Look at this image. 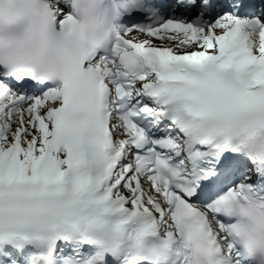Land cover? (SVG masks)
<instances>
[{
  "label": "snow or ice",
  "instance_id": "obj_1",
  "mask_svg": "<svg viewBox=\"0 0 264 264\" xmlns=\"http://www.w3.org/2000/svg\"><path fill=\"white\" fill-rule=\"evenodd\" d=\"M0 264H264V0H0Z\"/></svg>",
  "mask_w": 264,
  "mask_h": 264
}]
</instances>
